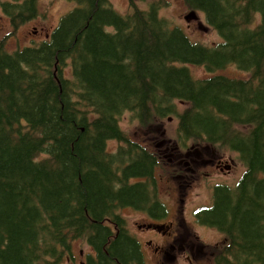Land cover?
<instances>
[{"label":"trees","instance_id":"1","mask_svg":"<svg viewBox=\"0 0 264 264\" xmlns=\"http://www.w3.org/2000/svg\"><path fill=\"white\" fill-rule=\"evenodd\" d=\"M38 1L0 8L17 29L38 16ZM68 1L78 6L51 39L13 53L0 41V264H58L80 239L95 253L87 264H146L123 211L165 213L150 194L162 164L119 118L131 112L157 134L176 101L189 104L179 114L182 159L194 145L199 160L232 153L245 166L233 185L215 183L198 212L227 237L205 260L264 264V0H185L221 36L213 47L171 27L162 2L142 10L129 0L123 16L110 0ZM187 65L250 75L195 79ZM110 141L126 147L114 154ZM168 151L176 175L187 174ZM138 179L147 182L130 184Z\"/></svg>","mask_w":264,"mask_h":264},{"label":"rangeland","instance_id":"2","mask_svg":"<svg viewBox=\"0 0 264 264\" xmlns=\"http://www.w3.org/2000/svg\"><path fill=\"white\" fill-rule=\"evenodd\" d=\"M10 1V0H1ZM162 2L160 7L159 16L165 19L171 27H178L194 43L202 44L207 47L217 45L221 40V36L208 25L205 14L201 11L189 8L185 0H138V7L142 10L150 9L155 3ZM113 8L121 15H128L130 13L129 0H111ZM77 5L68 0H39L38 1V16L34 19L28 20L26 23L14 28L10 17L0 8V41L5 40V47L10 53L15 52L17 49L33 46L37 42L48 40L53 31L60 25L61 20L68 15ZM260 18V15H257ZM50 34V35H49ZM180 66V65H178ZM192 76L195 79H202L214 75H225L230 78L247 79L250 75L248 72L241 71L235 65H228L224 70L216 73L206 71L202 66L187 65ZM68 76H69V72ZM176 108L178 113L169 115L161 121V127L157 134L143 133L141 131L140 121L131 112H125L119 118V125L121 129L130 137L134 142H142L143 146L156 152L160 142L164 141L165 144H181L178 142V126L179 114L185 111L189 104L186 102L176 101ZM121 147H126V144L117 141H110L108 144L109 152L115 154L119 152ZM118 149V150H117ZM214 154L211 158L220 157L227 162L229 166L230 175L225 168L224 171L218 170L213 165L205 166L201 169L199 177L191 178V185L186 194V200L182 203L179 199V191H184L182 188L184 184L176 175L175 163L171 157L160 158L162 167L157 170L156 185L154 188L158 194L159 199L164 204H169L173 209V219L179 220L173 233L184 235L188 232L189 238L194 241L204 242L208 245H215L223 240L219 232L201 227L196 222L194 210L201 206H208L212 202L213 185L217 182H230L234 184L245 171V166L239 161L237 154L220 153ZM222 156V157H221ZM43 159L48 158L45 155L41 156ZM231 166L234 167L231 169ZM142 181L147 182L145 179ZM182 183V184H180ZM171 213V212H170ZM123 216L127 221L129 230L136 235L138 240L143 245L144 256L146 264H162V257L155 254L154 247L161 244L163 237L159 234L153 235L151 232L139 230L138 227L146 225L147 222L152 220L158 221L157 218H152L146 212L125 209ZM153 239L151 246L147 245L146 240ZM72 258H75L77 264L85 260V256L94 254L92 249L88 246L86 239H80L73 242L71 246ZM82 253V255H81ZM170 261L168 264H187L186 252L177 248V253H170ZM196 247L192 249V261L196 260ZM69 256V255H68ZM67 256V257H68ZM65 256L63 261L58 264H73L72 258L67 260ZM171 259H173L171 261ZM161 262V263H160Z\"/></svg>","mask_w":264,"mask_h":264},{"label":"flooded vegetation","instance_id":"3","mask_svg":"<svg viewBox=\"0 0 264 264\" xmlns=\"http://www.w3.org/2000/svg\"><path fill=\"white\" fill-rule=\"evenodd\" d=\"M162 144L159 145V147ZM166 146V144H164L162 146V149H158L157 153L160 155L161 157H172L173 155L171 153L166 154V152H169L168 150H172V151H176L178 154V157H180V159L177 161L178 165L180 166V168H184L188 173L187 174H180L177 177L180 178V180L183 181L184 184H187L188 182H190L191 178L194 179L196 177H199L200 174V170L204 169L205 166H209V165H213L215 167L218 168V170L220 171H224L225 168L228 169L226 175H230L232 173L229 172V166L227 164V162H225L224 160H222L220 157L217 158H204L202 160H199L198 156L199 153L197 152V150L195 149V146H191L192 150H191V156L194 157L192 158L191 161H185L184 159L181 158V150H180V146L176 145V148H172L170 146H166L165 148L167 150H163V147ZM235 167V166H234ZM231 166V169L234 168ZM194 177V178H193ZM190 179V180H189ZM137 182H143L142 179H138V180H132L130 181V184H134ZM217 183H224L227 184V182H217ZM214 186V185H213ZM177 194H188L187 190L184 191H180ZM213 194H214V187H213ZM182 202V201H181ZM183 203V202H182ZM152 224L153 228L148 230L149 232H153V235L156 234H160L163 237V241L161 244H158L154 247V252L155 254L159 255L162 257V261L163 264H168L170 261V257H172V255L170 253H177V248L182 249L186 252L187 255V263L189 264H194V262L192 261V249L193 247H197L198 248V252H202V254L206 255L204 252L203 248H200L199 245H196V242L189 238V235L187 234L183 239H181V236L178 235L177 233H173L174 228L177 226V224H179V220L174 218L171 220H168L167 224H162L164 225V227H162V229L160 230V232L156 231L154 228H156L155 226L157 224H159L158 221L156 220H152L151 222H149L148 224ZM197 223L203 225V226H209L207 223H205L203 220L198 219ZM145 225H142L139 227V229L144 228ZM148 226V225H147ZM152 240H149L147 242V244H151ZM82 255V253H81ZM72 256H68L67 260H70ZM85 261L84 262H80L79 264H87L88 262V256H85ZM173 259H171L172 261ZM72 263L73 264H77V261L75 258H72ZM161 263V262H160Z\"/></svg>","mask_w":264,"mask_h":264},{"label":"water","instance_id":"4","mask_svg":"<svg viewBox=\"0 0 264 264\" xmlns=\"http://www.w3.org/2000/svg\"><path fill=\"white\" fill-rule=\"evenodd\" d=\"M148 228H151V226H149ZM161 228H162V227H156V229H157L158 231H160Z\"/></svg>","mask_w":264,"mask_h":264}]
</instances>
